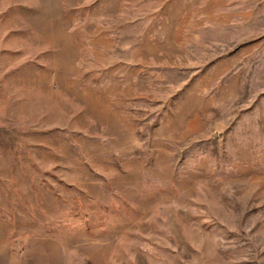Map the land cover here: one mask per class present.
<instances>
[{
    "label": "rangeland",
    "instance_id": "obj_1",
    "mask_svg": "<svg viewBox=\"0 0 264 264\" xmlns=\"http://www.w3.org/2000/svg\"><path fill=\"white\" fill-rule=\"evenodd\" d=\"M0 264H264V0H0Z\"/></svg>",
    "mask_w": 264,
    "mask_h": 264
}]
</instances>
